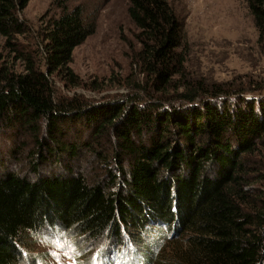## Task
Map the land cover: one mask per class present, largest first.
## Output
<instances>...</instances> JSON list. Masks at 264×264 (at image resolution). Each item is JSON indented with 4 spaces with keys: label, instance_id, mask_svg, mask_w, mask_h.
I'll list each match as a JSON object with an SVG mask.
<instances>
[{
    "label": "trees",
    "instance_id": "16d2710c",
    "mask_svg": "<svg viewBox=\"0 0 264 264\" xmlns=\"http://www.w3.org/2000/svg\"><path fill=\"white\" fill-rule=\"evenodd\" d=\"M245 1L264 52V0ZM29 2L0 0V34L24 65L20 71L0 68V89L9 91L0 95L1 124L28 131L41 161L56 160L61 152L72 160L80 141L67 138V125L71 117H83L94 142L109 139L97 155L113 147L126 166L108 167L103 179L93 180L69 164L66 174L35 180L5 168L0 264L40 263L26 253L38 238L58 249L57 242L67 240L77 252L71 260L55 257L57 264H264V191L247 187L248 175L259 172L250 158L264 150V97L239 93L232 99L225 96L230 88L198 82L184 97H208L184 108L132 98L55 102L51 76L64 75L77 85L70 68L73 51L95 23L80 6L64 9L42 30L44 56L32 54L20 41L31 32L22 16ZM129 2L141 43L138 57L151 76L145 84L164 92L183 66L185 25L168 0ZM262 180L260 173L255 181ZM179 235L180 243L174 242ZM170 242L177 246L176 257L166 250Z\"/></svg>",
    "mask_w": 264,
    "mask_h": 264
},
{
    "label": "rangeland",
    "instance_id": "374dc122",
    "mask_svg": "<svg viewBox=\"0 0 264 264\" xmlns=\"http://www.w3.org/2000/svg\"><path fill=\"white\" fill-rule=\"evenodd\" d=\"M168 1L185 25L187 52H182L183 66L166 83L164 92L156 91L154 83L151 86L145 84L151 76L144 72V65L138 57L141 43L136 37V24L129 15V0H30L22 16L28 21L31 32L20 38L21 45L32 54L42 53L41 34L50 19L58 17L64 9L80 6L84 17L95 23V30L73 51L70 68L76 76L77 85H71L64 75L51 76L55 102L79 97L96 104L110 98H132L142 103L158 101L165 107L184 108L197 105L208 97H184L183 93L196 87L198 82L204 86L230 88V94L225 95L228 98H234L239 93L246 98L264 97V52L257 42L258 31L246 1ZM5 43L6 39L0 34V68L22 70L24 65L18 59V53ZM41 55L44 56L43 53ZM41 65L45 69L44 59ZM135 82L146 87H137ZM255 86H263V89H255ZM4 94L8 95L9 91L0 89V95ZM71 118L67 125L70 129L66 130L67 138L80 141L78 157L72 160L67 157V152H61L56 160L51 157L41 161L38 153L34 156L37 146L28 131L10 128L0 122V174L8 168L35 180L51 173L66 174L64 165L69 164L74 172H81L93 180L103 179L108 167L113 170L118 165L126 166L114 156L113 147L106 149L102 158L98 156L96 151L101 152L103 146L108 148L109 139L101 138L98 143L94 142L91 139L92 130L83 121L85 118ZM256 154L250 158L253 162L250 165L259 168V172L248 175L252 183L247 187H258L264 191L263 180L255 181L260 173L264 174V150ZM34 162L38 164L37 168H33ZM260 196L263 198V194ZM154 230L150 231L151 236L156 235ZM180 237H175L173 241L180 243ZM56 245L60 248L38 238L31 241V249L26 253L34 261L41 258L43 262L40 260L38 264H57V260H71L77 253L74 254L67 240ZM167 247L171 256H178L175 243L170 242ZM92 249L87 247L86 251L91 254Z\"/></svg>",
    "mask_w": 264,
    "mask_h": 264
}]
</instances>
